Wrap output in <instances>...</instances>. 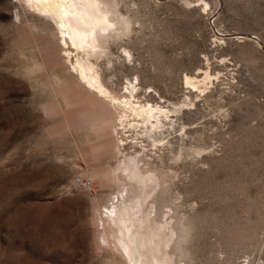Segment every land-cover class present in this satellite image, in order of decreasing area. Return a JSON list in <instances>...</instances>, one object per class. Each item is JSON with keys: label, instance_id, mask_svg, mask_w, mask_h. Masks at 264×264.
<instances>
[{"label": "rangeland", "instance_id": "374dc122", "mask_svg": "<svg viewBox=\"0 0 264 264\" xmlns=\"http://www.w3.org/2000/svg\"><path fill=\"white\" fill-rule=\"evenodd\" d=\"M27 5L0 0V264H129L107 213L130 155L165 179L175 264H264V0H119L131 27L101 74L122 101L133 82L139 101L176 110L158 139L117 117L76 124L93 98L49 49L55 23Z\"/></svg>", "mask_w": 264, "mask_h": 264}, {"label": "bare ground", "instance_id": "6f19581e", "mask_svg": "<svg viewBox=\"0 0 264 264\" xmlns=\"http://www.w3.org/2000/svg\"><path fill=\"white\" fill-rule=\"evenodd\" d=\"M118 3L119 0H28L30 9L48 17L56 25L55 36L51 37L54 40H50L49 46V49L53 50L55 60L67 58L72 65L70 74L75 76L83 90L93 98L91 107L82 109L83 111L80 109L81 112H78L79 115L75 117L76 124H89L95 130L102 126L110 128L112 121L117 117L119 121H126L134 129L144 130L148 137L158 139L160 134L164 133V120H168L171 125L175 122L173 116L176 110L161 104L139 101V86L133 82L129 84L130 88L128 87L129 97L122 101L106 87L101 74L98 58L108 56L111 53L110 42L127 33L131 27L130 20L120 16ZM71 47L76 51L74 61ZM209 78L210 74L205 72L202 81L189 74H186L184 79L186 84L199 88L200 83ZM182 103L196 104L191 95ZM116 105L121 109L118 110ZM130 156L128 165L121 164L110 174L114 184L119 186V195L118 203L114 204L113 209L109 208L107 214L115 219L119 228L116 240L108 241V244H114L123 257L126 255L125 259L129 264H173L175 261H172V255L180 256V252L172 235L174 232L170 233L165 225L160 228L159 208L156 206L159 201V189L165 179L160 175L161 171L155 174L157 170H145V166L140 164L144 159L142 156ZM92 174L99 177L98 171H93ZM122 174L129 178L128 188L119 182Z\"/></svg>", "mask_w": 264, "mask_h": 264}]
</instances>
